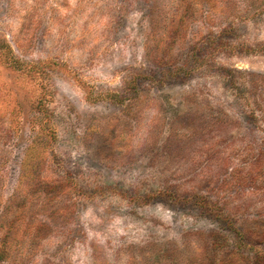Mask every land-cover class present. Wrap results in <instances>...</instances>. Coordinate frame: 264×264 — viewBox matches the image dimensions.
Returning a JSON list of instances; mask_svg holds the SVG:
<instances>
[{"label":"rangeland","instance_id":"374dc122","mask_svg":"<svg viewBox=\"0 0 264 264\" xmlns=\"http://www.w3.org/2000/svg\"><path fill=\"white\" fill-rule=\"evenodd\" d=\"M263 226L264 0H0V264H259Z\"/></svg>","mask_w":264,"mask_h":264},{"label":"trees","instance_id":"16d2710c","mask_svg":"<svg viewBox=\"0 0 264 264\" xmlns=\"http://www.w3.org/2000/svg\"><path fill=\"white\" fill-rule=\"evenodd\" d=\"M261 226V225H260ZM264 227V226H263ZM261 232V234L259 233L258 235L260 236V238H261V241L262 242H264V230L263 231H260ZM257 235V236H258ZM241 243V242H240ZM264 254V253H263ZM260 259H259V264H264V255L263 256H260L259 257Z\"/></svg>","mask_w":264,"mask_h":264}]
</instances>
